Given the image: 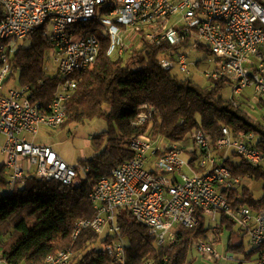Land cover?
Here are the masks:
<instances>
[{
  "label": "built area",
  "instance_id": "obj_1",
  "mask_svg": "<svg viewBox=\"0 0 264 264\" xmlns=\"http://www.w3.org/2000/svg\"><path fill=\"white\" fill-rule=\"evenodd\" d=\"M0 7V135L5 138L1 151L9 187L23 186L31 176L68 185L88 171L79 162H65L51 146L23 135L34 137L41 125L59 128L65 122L66 102L76 89L73 75L88 69L100 49L99 38L88 28L94 20L108 35L107 55L113 58L139 36L165 53L182 44L195 49L203 46L214 57V65L200 76L228 80L235 106L241 101L251 106L264 102V0H14V4L2 0ZM36 31L51 45L49 57L61 79L48 105L33 102L29 86L8 89L5 84L12 72L8 47ZM185 47L161 58L160 67L190 75L199 63L188 60ZM146 120L144 114L137 118L138 123ZM252 139V133L233 137L223 127L212 145L208 133L196 128L189 140L198 150L190 162L183 157L182 143L164 147L159 138L134 135L132 158L113 167L90 190L94 216L75 223L73 238L86 228L99 235L107 229V235L113 236L104 248L112 258L109 264H126L125 243L116 222L118 209L128 210L157 244L173 241L179 228L196 226L200 211L210 221H216L220 213L225 215L249 244L263 248L264 210L234 207L226 194L241 185V178L226 163L228 153L233 151L253 165L264 161L261 151L251 145ZM193 247L208 261L221 258L213 240L197 239ZM71 258L70 251H59L48 255L43 264H71ZM233 258L232 252L224 257ZM260 264H264V254Z\"/></svg>",
  "mask_w": 264,
  "mask_h": 264
},
{
  "label": "trees",
  "instance_id": "obj_2",
  "mask_svg": "<svg viewBox=\"0 0 264 264\" xmlns=\"http://www.w3.org/2000/svg\"><path fill=\"white\" fill-rule=\"evenodd\" d=\"M88 28L99 38L100 49L88 69L73 75L76 89L66 102V120L59 128L70 122L82 123L95 118L105 119L107 128L90 138L94 155L78 161L87 166L88 171L79 173L71 184L31 176L25 179L23 186L9 187L8 171L4 163L0 164V261L4 264H43L48 255L65 250L72 254L71 264H109L112 261L109 253L105 249H95L93 245L100 243L106 247L113 236L100 239L99 234L88 228L81 230L76 238L72 233L78 220L94 216L88 197L93 186L113 167L132 158L130 140L134 135L145 134L184 144L190 141L194 129L202 128L213 145L222 128L227 127L233 137L252 133L251 145L264 157V115L259 114L256 118L249 111L247 101L235 106L230 96H224L226 89L230 91L228 80L207 78L209 83L202 85L160 67L161 58L174 55L185 44L165 53L139 36L123 54L113 58L107 55L110 39L97 20L88 24ZM16 41L7 49L12 72L5 84L13 79L20 86H29L30 99L48 105L61 83L58 73L50 75L46 71L51 45L40 31L23 39L26 45L16 46ZM200 48L209 54L208 49ZM257 106L264 107V102ZM148 107L153 110L149 112ZM141 114L147 115V120L138 123ZM189 153L190 162L195 161V151ZM226 163L241 179L262 182V195L258 198L246 185L228 193L223 191L232 205L247 206L253 211L264 210L263 163L253 165L233 151ZM196 170L201 171L200 168ZM197 218L196 226L179 228L173 241L157 244L147 228L136 222L128 210L118 209L116 222L125 243L126 264L147 260L161 264H190L188 255L194 242L211 239L209 219L200 211ZM217 219L219 225L226 228L235 226L221 213ZM255 254L257 256L253 258ZM262 254L264 247L254 248L244 254V260H233L229 264H260Z\"/></svg>",
  "mask_w": 264,
  "mask_h": 264
},
{
  "label": "rangeland",
  "instance_id": "obj_3",
  "mask_svg": "<svg viewBox=\"0 0 264 264\" xmlns=\"http://www.w3.org/2000/svg\"><path fill=\"white\" fill-rule=\"evenodd\" d=\"M92 25V24H91ZM16 46L18 45H26V42H22V40L16 41ZM184 53L188 56L189 61H199L202 60L198 64V66H194L191 69V74L186 75L182 72H179L177 69L172 70L173 73L179 75L181 78H192L193 80L197 81L202 85H206L209 83L207 78L204 76H200L203 72L209 71L213 68L214 57L211 56L206 52L205 49H195L193 47H185L183 49ZM50 53L48 54L47 62H46V71L50 75H55L58 73L57 65L52 58L49 57ZM21 88V86L17 83V81L10 80L6 88ZM250 94H252L250 92ZM224 96H230V91L226 89L224 91ZM248 104L249 111L252 113L254 117H258L259 114L264 115V107H258L254 104ZM107 128V123L103 118H95L93 120H86L82 123L70 122L66 124L63 128H51L45 125H41L38 133L33 137L29 134H24L23 136L26 137L28 140H33L36 144H47L51 146L62 159L70 165H74L78 163L80 159H90L94 155V150L89 144V140L92 136L100 133L101 131ZM4 138L0 135V164L4 163V157L1 153V146L3 144ZM162 146H169L172 144H176V142L172 141H162ZM181 144V142H179ZM186 150L196 149L192 142H188L186 144ZM193 151V150H192ZM229 154V153H228ZM190 153H185L183 157L188 159ZM264 165V161H263ZM241 185H246L252 191L254 197L258 198L262 195V182L259 180H250V179H241ZM240 185V186H241ZM210 225H212V230L209 232L210 240L215 238L216 243V252L221 255V258L218 261H208L204 258L199 251H197L194 247L189 251L188 261L190 264H229L233 262V260H244V254L249 252L250 250L254 249L255 246L249 244L247 242V238L241 234L240 229L238 226H233L232 228H226L225 226L219 225L218 219L216 221H210ZM179 226L174 225V228H178ZM107 235V229H104L103 233L100 234V239H103ZM235 235H239L241 237V245L240 244V237L235 238ZM233 237L231 240L230 237ZM235 244L236 248H233ZM95 249H104L100 243H96L93 245ZM228 252L233 253V260L231 259H224L225 255ZM257 254L253 255L254 258ZM0 264H4L0 261Z\"/></svg>",
  "mask_w": 264,
  "mask_h": 264
},
{
  "label": "crops",
  "instance_id": "obj_4",
  "mask_svg": "<svg viewBox=\"0 0 264 264\" xmlns=\"http://www.w3.org/2000/svg\"><path fill=\"white\" fill-rule=\"evenodd\" d=\"M3 138H4V137H3ZM4 140H5V138H4ZM189 142H191V141H189ZM3 143H4V141H3ZM187 143H188V142H187ZM187 143H184V144H183V147H184L183 155H184L185 153H189V152L192 151V150L195 151V152H197L196 149H195V150L192 149V150H189V152H187V151H186V150H188V149L186 148V144H187ZM192 144H193V143H192ZM2 145H3V144H2ZM1 147H2V146H1ZM1 153H2V151H1ZM2 155H3V153H2ZM3 157H4V155H3ZM190 157H191V154H190L189 158H190ZM189 158H188V159H189ZM4 160H5V157H4Z\"/></svg>",
  "mask_w": 264,
  "mask_h": 264
},
{
  "label": "bare ground",
  "instance_id": "obj_5",
  "mask_svg": "<svg viewBox=\"0 0 264 264\" xmlns=\"http://www.w3.org/2000/svg\"><path fill=\"white\" fill-rule=\"evenodd\" d=\"M0 1H2V0H0ZM23 1H30V0H23ZM7 4H14V0H7ZM0 21H3V13H2V16L0 17ZM35 114H37V103H36V107H35Z\"/></svg>",
  "mask_w": 264,
  "mask_h": 264
}]
</instances>
